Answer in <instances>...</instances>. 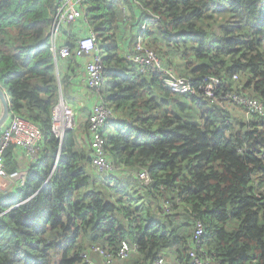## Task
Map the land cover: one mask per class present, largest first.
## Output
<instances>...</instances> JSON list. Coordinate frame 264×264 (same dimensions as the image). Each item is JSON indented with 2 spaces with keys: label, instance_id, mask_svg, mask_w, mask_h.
Instances as JSON below:
<instances>
[{
  "label": "trees",
  "instance_id": "trees-1",
  "mask_svg": "<svg viewBox=\"0 0 264 264\" xmlns=\"http://www.w3.org/2000/svg\"><path fill=\"white\" fill-rule=\"evenodd\" d=\"M82 11L103 66L99 92L87 89L112 113L108 173L94 166L89 127L85 140L53 132L61 94L75 103L74 72L57 73L55 0H0L9 114L43 132L24 186L0 196V264H86L91 248L116 253L123 241L137 250L117 264H192V252L209 264H264V116L224 101L236 93L264 106V0H85ZM139 40L192 92H173L156 66L142 71L131 60ZM17 151L5 152L9 174L20 170Z\"/></svg>",
  "mask_w": 264,
  "mask_h": 264
},
{
  "label": "built area",
  "instance_id": "built-area-1",
  "mask_svg": "<svg viewBox=\"0 0 264 264\" xmlns=\"http://www.w3.org/2000/svg\"><path fill=\"white\" fill-rule=\"evenodd\" d=\"M85 0H55L56 15L52 28V44L56 42L62 26H69L83 21L82 5ZM56 61L58 59L69 58H86L85 80L87 88L94 93L99 92L103 84V66L101 56L97 52V40L94 34L83 36L74 49L64 46L55 50ZM131 60L138 64L142 71L148 66H156L165 75V83L175 93L188 94L192 92V87L188 79L178 76L172 69H162L161 62L153 50L147 49L140 41L136 45V53L131 57ZM220 81L211 79L206 89V96L214 100L217 95V89ZM95 96H97L95 94ZM98 99V97H97ZM224 101L229 106H245L251 112L264 114L262 104L251 98H244L237 94H227L224 96ZM112 118V113L103 104L101 99H98L91 110L88 127L92 136L91 146L94 151V166L102 173L112 171V165L109 163L105 154V146L103 132L106 128L108 120ZM53 132L56 137L63 139L64 134L68 130L76 128V113L71 108L61 102L53 110ZM43 139V132L35 124L24 120L19 116H12L8 126L4 129L0 137V181H10L16 184L17 188L24 186L27 174L24 172H15L9 174L5 169V152L10 146H16L17 152L23 150L30 161L35 165L39 158L40 143ZM141 179L148 182V176L141 174ZM205 235V229L202 223H198L194 236V241L199 243L200 238ZM137 250L128 242L123 241L116 253L102 247H93L83 254V260L86 264H95L92 259L98 257V264H117L118 262L126 261ZM192 264H209L197 257V253L192 252ZM154 264H176L164 258L158 259Z\"/></svg>",
  "mask_w": 264,
  "mask_h": 264
},
{
  "label": "crops",
  "instance_id": "crops-1",
  "mask_svg": "<svg viewBox=\"0 0 264 264\" xmlns=\"http://www.w3.org/2000/svg\"><path fill=\"white\" fill-rule=\"evenodd\" d=\"M68 26H63L59 32V35L54 43L53 48L55 50L64 47L67 43H72L70 40L75 38H80L85 36L87 28L80 22ZM87 59L86 58H69V59H60L58 61L57 73L58 77L61 78L66 74H71L74 72L73 77L70 81L74 82L73 92L75 97V103L68 104L75 113H76V130L80 134L81 139H86L88 135V126L86 125L87 116L91 113L92 107L97 103V96L90 94V91L87 89L86 84V67ZM70 71H72L70 73ZM9 99V96H8ZM66 102V101H65ZM67 103V102H66ZM2 113V105L0 103V116ZM10 120V119H9ZM9 120L6 123L0 126V137L4 129L8 126ZM18 162H19V171L27 174L30 166L34 164L27 157L26 153L23 150L18 152ZM17 186L13 182L4 180L0 181V196L13 194Z\"/></svg>",
  "mask_w": 264,
  "mask_h": 264
},
{
  "label": "water",
  "instance_id": "water-1",
  "mask_svg": "<svg viewBox=\"0 0 264 264\" xmlns=\"http://www.w3.org/2000/svg\"><path fill=\"white\" fill-rule=\"evenodd\" d=\"M0 103L2 105V113L0 116V126H1L9 118V112H10V104L7 98V93L4 91V89L1 86H0Z\"/></svg>",
  "mask_w": 264,
  "mask_h": 264
},
{
  "label": "clouds",
  "instance_id": "clouds-1",
  "mask_svg": "<svg viewBox=\"0 0 264 264\" xmlns=\"http://www.w3.org/2000/svg\"><path fill=\"white\" fill-rule=\"evenodd\" d=\"M83 20H84V18H83ZM79 22H81V21H79ZM82 23H84V21H82ZM85 24V23H84ZM70 26V25H69ZM141 35H142V33H141ZM82 37H80L79 39H81ZM139 42H140V40H139ZM138 42V43H139ZM52 46H53V44H52ZM53 50H54V48H53ZM55 53V52H54ZM60 59H58L57 61H56V63H58V61H59ZM60 79V78H59ZM5 91V90H4ZM6 92V91H5ZM7 93V92H6ZM231 94H236V93H231ZM237 95H239V94H237ZM7 98H8V95H7ZM249 98V97H248ZM251 98V97H250ZM251 99H254V98H251ZM9 100V99H8ZM254 100H256V99H254ZM102 101V100H101ZM256 101H258V100H256ZM61 102H63L66 106H68L69 107V105L65 102V100H64V98H63V95L61 94V99H60V102H59V104L61 103ZM259 102V101H258ZM260 104H262L261 102H259ZM9 104H10V102H9ZM58 104V105H59ZM232 106H236V107H239V108H246L245 106H237V105H232ZM231 106V107H232ZM262 106H263V104H262ZM263 108H264V106H263ZM247 110H248V112L249 113H254V114H259V113H255V112H251L248 108H246ZM260 115H263L264 116V114H260ZM11 118V116H10V114H9V118L7 119V120H9ZM7 122V121H6ZM5 122V123H6ZM76 129V128H75ZM69 131V130H68ZM67 132V131H66ZM65 132V133H66ZM65 135V134H64ZM60 140H62V139H60Z\"/></svg>",
  "mask_w": 264,
  "mask_h": 264
},
{
  "label": "rangeland",
  "instance_id": "rangeland-1",
  "mask_svg": "<svg viewBox=\"0 0 264 264\" xmlns=\"http://www.w3.org/2000/svg\"><path fill=\"white\" fill-rule=\"evenodd\" d=\"M126 34H127V33H126ZM19 172H20V171H19ZM92 260L94 261L95 264H98V263H99V262H96V261H98L96 258H95L96 261H95L94 259H92Z\"/></svg>",
  "mask_w": 264,
  "mask_h": 264
}]
</instances>
